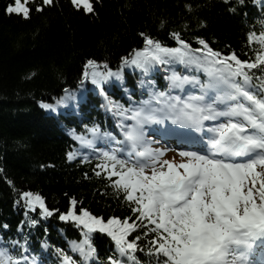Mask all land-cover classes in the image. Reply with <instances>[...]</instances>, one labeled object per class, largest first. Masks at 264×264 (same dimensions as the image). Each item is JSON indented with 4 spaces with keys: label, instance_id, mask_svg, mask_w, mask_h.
Masks as SVG:
<instances>
[{
    "label": "snow or ice",
    "instance_id": "6c2138e0",
    "mask_svg": "<svg viewBox=\"0 0 264 264\" xmlns=\"http://www.w3.org/2000/svg\"><path fill=\"white\" fill-rule=\"evenodd\" d=\"M70 3L78 12L95 13L96 0ZM45 6H55V0H12L4 11L27 20ZM140 35L143 47L123 57L116 70L94 59H88L82 70L81 84L90 80L104 96L105 107L120 118L123 139L97 124L71 133L81 149L91 150L94 174L107 178L133 215L105 219L77 207L75 197L70 198L68 210L60 213L31 191L20 193L24 207L44 218L58 214L59 220L80 227L81 239L69 245L75 255L55 248L60 264H96V232L115 244L107 264H142L137 256L145 251L142 238L148 241L147 252L155 264H264V21L259 31L248 33V44L258 46L252 49L254 59L222 53L202 38L194 47L178 32L171 33L174 46L143 32ZM157 66H164L168 73L166 90L149 83L148 99L129 106L105 92L106 83L123 80V68L148 73ZM174 91L180 94L173 95ZM75 99L74 93L65 90L55 104L41 106L56 111ZM166 121L197 132H204L205 122L213 123L207 127L206 144L204 136L168 129L181 143L204 144L198 150H180L177 163L174 157L164 158L175 149L153 148L155 141L145 134L146 125ZM100 142L120 147H102ZM81 155L80 149L69 151L67 159ZM89 159L83 155V161ZM0 264L43 262L29 254L26 240L0 237Z\"/></svg>",
    "mask_w": 264,
    "mask_h": 264
},
{
    "label": "trees",
    "instance_id": "16d2710c",
    "mask_svg": "<svg viewBox=\"0 0 264 264\" xmlns=\"http://www.w3.org/2000/svg\"><path fill=\"white\" fill-rule=\"evenodd\" d=\"M11 2L0 0V231L9 241L26 240L33 252L47 251L42 240L69 247L70 241L80 239V230L55 213L45 220L37 212L26 213L23 191L38 193L60 213L75 197L77 207L105 219L133 215L107 178L94 174V164L67 159L75 146L73 130L84 131L85 125L95 123L111 129L120 119L105 107L95 85L86 81L78 102L69 101L56 111L41 105L55 104L65 90H77L88 59L116 70L123 57L143 47L142 32L167 46H174L171 33L178 32L194 47L202 38L222 53L254 59L252 49L258 46L248 44V33L259 31L264 21V0H96L94 14L76 11L70 0H55V6H45L27 20L5 14ZM167 75L164 66L148 73L123 68V80L106 83L105 89L127 106L149 94V83L166 90ZM109 238L93 234L96 251L105 256L103 264L115 253ZM142 247L145 251L137 253L142 264H155L143 238ZM47 258L48 264H57Z\"/></svg>",
    "mask_w": 264,
    "mask_h": 264
},
{
    "label": "rangeland",
    "instance_id": "374dc122",
    "mask_svg": "<svg viewBox=\"0 0 264 264\" xmlns=\"http://www.w3.org/2000/svg\"><path fill=\"white\" fill-rule=\"evenodd\" d=\"M78 87L79 88L77 90H74V92H73L74 95H75V97H76V99L75 100H72V102H78V100L84 95L83 92L86 90V87H87L86 81H84L83 84H80ZM163 144H164L163 146L166 147V145L168 144V141L165 142V143H163ZM170 146H172V145H170ZM170 153H173L175 155H178V152L177 153H174L173 151H170ZM167 159H171V158H167Z\"/></svg>",
    "mask_w": 264,
    "mask_h": 264
}]
</instances>
